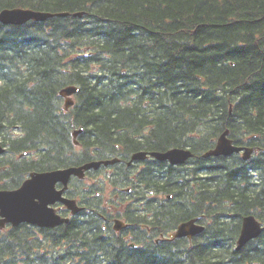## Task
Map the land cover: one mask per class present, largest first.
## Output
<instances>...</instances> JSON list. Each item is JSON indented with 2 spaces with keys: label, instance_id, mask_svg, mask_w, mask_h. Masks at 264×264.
Returning <instances> with one entry per match:
<instances>
[{
  "label": "trees",
  "instance_id": "1",
  "mask_svg": "<svg viewBox=\"0 0 264 264\" xmlns=\"http://www.w3.org/2000/svg\"><path fill=\"white\" fill-rule=\"evenodd\" d=\"M10 7L71 14L0 22V188L142 148L194 155L147 158L138 174L112 165L108 183L133 191L137 247L103 230V185L87 184L75 196L83 217L1 229L0 264H264V229L235 249L243 215L264 223V0H0ZM68 84L79 89L64 112L58 91ZM225 128L258 151L203 157ZM195 216L205 229L191 240H153Z\"/></svg>",
  "mask_w": 264,
  "mask_h": 264
},
{
  "label": "water",
  "instance_id": "2",
  "mask_svg": "<svg viewBox=\"0 0 264 264\" xmlns=\"http://www.w3.org/2000/svg\"><path fill=\"white\" fill-rule=\"evenodd\" d=\"M68 12H43L25 8H4L0 11V21L4 24H21L29 19L44 20L51 16H65ZM73 15L81 16L82 12H75ZM77 91V87L69 85L62 88L59 93L62 95H70ZM71 104L70 100H66L67 105ZM228 130H224L218 137L215 146L204 152L207 155H227L232 152L243 150L242 158L247 159L254 147L238 146L233 144L232 140L227 137ZM5 150V146L0 143V154ZM158 159H166L171 163H182L192 156L189 149L170 148L163 152H152ZM135 158L142 157L141 154H135ZM112 160L90 161L80 166H69L58 168L50 171L31 172L29 177L15 189H0V227L6 222L17 225L22 221L36 223L43 226H53L61 222H66L67 218H62L56 214L52 208H48V204L59 200L64 203L67 208L73 212L79 211L81 208L77 206L75 200L62 197V193L67 186L70 175L82 176L83 171L91 167L97 168L101 163L108 164L114 162ZM60 182L63 184L62 189H56L55 184ZM196 218L181 222L176 230L171 234L173 237H190L202 231L203 226L196 223ZM260 222L253 215H246L242 218L241 229L236 241L237 248L243 245L250 238L256 237L262 230Z\"/></svg>",
  "mask_w": 264,
  "mask_h": 264
},
{
  "label": "flooded vegetation",
  "instance_id": "3",
  "mask_svg": "<svg viewBox=\"0 0 264 264\" xmlns=\"http://www.w3.org/2000/svg\"><path fill=\"white\" fill-rule=\"evenodd\" d=\"M117 157L120 158L121 162L124 161L128 166H131V168H135V169H139L140 168V163L139 162H136L134 160H132L131 158H129V156H127V158H122L121 156L117 155ZM113 167L112 166H107L106 168H103L104 172L106 174H112L114 173V169H112ZM73 178V177H72ZM84 178L86 179H91V175L89 174H84L83 178L82 179H71L68 183V186H67V190L66 192L64 193L65 196H69V197H72L74 199L77 200L78 204H81L82 202H80L75 196L77 195V187L78 186H84L85 185V181L83 180ZM59 184V183H57ZM57 187H61V186H58ZM118 188V191H113L114 194H117V197H116V203L117 205L114 206V204H110L112 207H114L113 211L112 212H109V213H106L105 215V218H114L115 216H118L120 217L122 220H124L125 222L128 223V220L131 218V214H130V210L127 209V208H124L125 204L129 205V203L131 202L130 201V196L132 194V190L130 187H117ZM114 190V188H113ZM121 190L126 194V195H122L121 194ZM86 193L85 190H82L81 191V194L84 195ZM125 200V203L124 201ZM107 202V201H106ZM50 207H52L55 212L57 213H65L66 215H70V211H68L60 202L58 201H55L53 204L49 205ZM67 212V213H66ZM107 226H108V231L113 234V235H117V236H120V233H122V229H118L116 230L115 228H113L114 226H112V224L110 222H107ZM118 233V234H117Z\"/></svg>",
  "mask_w": 264,
  "mask_h": 264
},
{
  "label": "rangeland",
  "instance_id": "4",
  "mask_svg": "<svg viewBox=\"0 0 264 264\" xmlns=\"http://www.w3.org/2000/svg\"><path fill=\"white\" fill-rule=\"evenodd\" d=\"M104 186L106 187L107 190H112V188L109 185H106L105 183H104ZM145 198L147 199V197H145Z\"/></svg>",
  "mask_w": 264,
  "mask_h": 264
},
{
  "label": "bare ground",
  "instance_id": "5",
  "mask_svg": "<svg viewBox=\"0 0 264 264\" xmlns=\"http://www.w3.org/2000/svg\"><path fill=\"white\" fill-rule=\"evenodd\" d=\"M30 9H32V10H36V9H33V8H30ZM43 12H51V11H46V10H43Z\"/></svg>",
  "mask_w": 264,
  "mask_h": 264
}]
</instances>
